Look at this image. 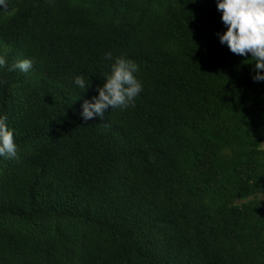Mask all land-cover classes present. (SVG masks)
Wrapping results in <instances>:
<instances>
[{
  "label": "trees",
  "instance_id": "obj_1",
  "mask_svg": "<svg viewBox=\"0 0 264 264\" xmlns=\"http://www.w3.org/2000/svg\"><path fill=\"white\" fill-rule=\"evenodd\" d=\"M7 3L0 264H264V81L216 0ZM118 57L142 91L85 121Z\"/></svg>",
  "mask_w": 264,
  "mask_h": 264
},
{
  "label": "clouds",
  "instance_id": "obj_2",
  "mask_svg": "<svg viewBox=\"0 0 264 264\" xmlns=\"http://www.w3.org/2000/svg\"><path fill=\"white\" fill-rule=\"evenodd\" d=\"M0 6L8 11L7 0H0ZM216 8L222 13L221 22L227 29L223 34L217 33L219 42L234 55H250V61L255 62L256 75L252 77L253 81H264V74H261L264 73V0H216ZM15 11L13 9L9 14ZM105 59H112V54L106 53ZM32 65L31 59H24L11 65L8 71L19 69L27 73ZM5 66L6 57L0 55V68ZM138 71V65L131 59L116 58L110 74L105 77L106 82L96 89L98 95L81 105L83 119H103L104 112L109 108L124 110L134 106L135 98L142 91V84L135 76ZM2 83L4 81H0ZM74 83L83 91L90 86L89 79L86 80L82 75L76 76ZM17 151L14 132L7 125V116L0 115V157L15 159Z\"/></svg>",
  "mask_w": 264,
  "mask_h": 264
},
{
  "label": "rangeland",
  "instance_id": "obj_3",
  "mask_svg": "<svg viewBox=\"0 0 264 264\" xmlns=\"http://www.w3.org/2000/svg\"><path fill=\"white\" fill-rule=\"evenodd\" d=\"M263 147H264V144H263ZM258 198L259 199H264V195H259Z\"/></svg>",
  "mask_w": 264,
  "mask_h": 264
}]
</instances>
